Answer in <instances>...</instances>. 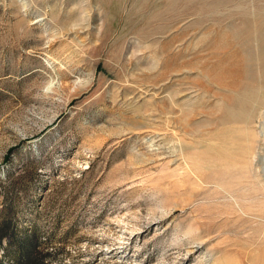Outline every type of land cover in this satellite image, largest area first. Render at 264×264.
Returning a JSON list of instances; mask_svg holds the SVG:
<instances>
[{
	"label": "rangeland",
	"instance_id": "rangeland-1",
	"mask_svg": "<svg viewBox=\"0 0 264 264\" xmlns=\"http://www.w3.org/2000/svg\"><path fill=\"white\" fill-rule=\"evenodd\" d=\"M261 55L264 0H0V264H264Z\"/></svg>",
	"mask_w": 264,
	"mask_h": 264
},
{
	"label": "trees",
	"instance_id": "trees-1",
	"mask_svg": "<svg viewBox=\"0 0 264 264\" xmlns=\"http://www.w3.org/2000/svg\"><path fill=\"white\" fill-rule=\"evenodd\" d=\"M19 252L18 257L14 259L11 264H36V252L31 241L23 238L18 243Z\"/></svg>",
	"mask_w": 264,
	"mask_h": 264
},
{
	"label": "bare ground",
	"instance_id": "bare-ground-1",
	"mask_svg": "<svg viewBox=\"0 0 264 264\" xmlns=\"http://www.w3.org/2000/svg\"><path fill=\"white\" fill-rule=\"evenodd\" d=\"M261 56H264V55H261ZM260 63V62H259ZM261 74V73H260ZM261 79H262V77H261ZM260 82V81H259ZM264 84V83H263ZM260 85V84H259ZM260 87V86H259ZM258 89V88H257ZM255 90H256V88H255ZM254 91V90H253ZM257 92V91H256ZM260 92V91H259ZM254 94H255V92H254ZM259 95V94H258ZM260 97H261V95H260ZM256 98V97H255ZM246 106V105H245ZM243 107V106H242ZM245 108V107H244ZM243 109V108H242ZM233 112V111H232ZM244 112V111H243ZM248 112H249V109H248ZM247 112V113H248ZM238 114V113H237ZM231 117V116H230ZM248 117V116H247ZM241 119H242V117H241ZM247 119V118H246Z\"/></svg>",
	"mask_w": 264,
	"mask_h": 264
}]
</instances>
